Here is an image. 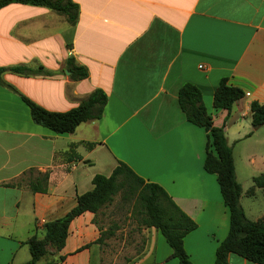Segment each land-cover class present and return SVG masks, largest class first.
<instances>
[{
  "label": "crops",
  "instance_id": "0c3cea01",
  "mask_svg": "<svg viewBox=\"0 0 264 264\" xmlns=\"http://www.w3.org/2000/svg\"><path fill=\"white\" fill-rule=\"evenodd\" d=\"M72 1L79 7L74 25L46 7L0 10V68L41 65L55 74L6 72V83L58 113L97 89L108 97L102 119L59 135L35 124L20 96L0 86V264L29 262L26 242L44 238L46 223L65 217L96 175L109 177L120 163L161 186L197 224L184 239L191 262L214 264L229 233V211L216 176L204 170L208 133L187 121L178 94L185 84L200 89L213 125L233 148L246 217L264 218V209L250 208L246 186L264 173V127L254 130L250 118L251 103L264 104V0ZM69 57L89 70L87 79L70 78ZM222 80L245 93L229 116L213 106ZM238 152L260 163L247 178ZM97 216L73 220L64 248L41 263L104 264ZM141 235L142 248L127 264H180L158 229L143 228ZM228 264L255 263L231 254Z\"/></svg>",
  "mask_w": 264,
  "mask_h": 264
},
{
  "label": "trees",
  "instance_id": "16d2710c",
  "mask_svg": "<svg viewBox=\"0 0 264 264\" xmlns=\"http://www.w3.org/2000/svg\"><path fill=\"white\" fill-rule=\"evenodd\" d=\"M10 4L46 7L66 16L72 25L76 24L79 16V7L72 0H0V10ZM66 70L71 73L70 78L73 81H82L89 77V70L78 65L73 57L67 59ZM6 72L25 77H53L55 74L41 65L36 68H0V86L20 96L30 109L35 124L56 134H72L81 124L98 121L103 117L108 97L100 89L83 100L77 108L63 113L52 112L6 83L3 79ZM244 97L242 90L228 85L227 80H222L215 90L213 106L216 110L226 111L229 116L234 105ZM178 102L187 121L208 133L204 170L216 176L224 204L229 211V233L217 249L214 264H228L231 254L255 264H264V218L251 221L246 217L241 205L242 187L236 178L233 148L228 144L224 129L213 125L204 105L202 92L195 85H183L179 90ZM250 118L254 130L264 127V104L252 102ZM74 148L72 147L73 151ZM253 183L248 196H255L257 188L264 191V173L254 178ZM92 184L93 189L79 196L76 207L65 217L45 224L44 238L33 236L26 242L31 260L25 264H42L45 257L54 256V251L60 252L66 244L73 220L87 212L97 216L120 193L123 199L134 200V213L139 217L140 227L158 229L172 249V257L180 264H193L184 248V239L197 229V224L174 203L161 186L146 182L123 163L109 177L96 175ZM30 187L34 192L45 191L33 185ZM48 247H52L53 252L49 253Z\"/></svg>",
  "mask_w": 264,
  "mask_h": 264
},
{
  "label": "rangeland",
  "instance_id": "374dc122",
  "mask_svg": "<svg viewBox=\"0 0 264 264\" xmlns=\"http://www.w3.org/2000/svg\"><path fill=\"white\" fill-rule=\"evenodd\" d=\"M257 150L252 149L251 152ZM264 155V152L260 153ZM242 154H236L235 159L238 163V168L243 171L241 177L247 176L253 172V168H257L260 164L259 161L251 163L250 158L247 160L242 159ZM252 174V173H251ZM261 175V174H260ZM259 175V176H260ZM258 177V176H257ZM256 178V177H255ZM246 186H249L248 191L253 187V179L248 181ZM239 183V182H238ZM257 189H255L256 194ZM250 208L253 212H263L264 195L259 193L257 196H247ZM134 200L123 199L120 193L115 196L113 202L103 208L96 217L99 222L98 227L102 231L101 240L105 243L104 247V264H127L134 257L137 256L142 248V227L139 225V217L134 213ZM48 252H53L52 247H48Z\"/></svg>",
  "mask_w": 264,
  "mask_h": 264
},
{
  "label": "built area",
  "instance_id": "2783aa9c",
  "mask_svg": "<svg viewBox=\"0 0 264 264\" xmlns=\"http://www.w3.org/2000/svg\"><path fill=\"white\" fill-rule=\"evenodd\" d=\"M200 68H201V69H204V67H203V66H200Z\"/></svg>",
  "mask_w": 264,
  "mask_h": 264
},
{
  "label": "water",
  "instance_id": "95a60500",
  "mask_svg": "<svg viewBox=\"0 0 264 264\" xmlns=\"http://www.w3.org/2000/svg\"><path fill=\"white\" fill-rule=\"evenodd\" d=\"M67 74L69 75L70 73H69V72H67Z\"/></svg>",
  "mask_w": 264,
  "mask_h": 264
}]
</instances>
